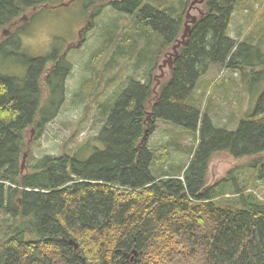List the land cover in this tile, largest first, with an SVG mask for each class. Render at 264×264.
<instances>
[{
	"label": "trees",
	"instance_id": "1",
	"mask_svg": "<svg viewBox=\"0 0 264 264\" xmlns=\"http://www.w3.org/2000/svg\"><path fill=\"white\" fill-rule=\"evenodd\" d=\"M238 1L206 2V15L192 26L156 94L157 59L183 35L185 11L174 16L143 0H113V9L135 15L139 26L158 38L154 50L152 43L143 48L153 60L146 78L130 81L107 113L96 145L85 144L73 155L45 156L31 172L21 165L25 132L34 127L40 134L57 118L72 65L54 51L31 58L22 80L0 75V212L13 222L0 243V264H132L134 251L140 254L137 264H264V198L241 186L237 168L213 185L208 180L218 153L236 159L264 154V92L234 131L217 128L196 94L214 65L264 82V39L251 45L228 35ZM43 4L0 0V31ZM99 9L93 18L101 15ZM158 121L199 139L186 167L160 177L152 167L168 155L150 149L149 138L142 142ZM87 152L92 154L85 159ZM260 180L264 167L253 186ZM228 184L235 189L232 196Z\"/></svg>",
	"mask_w": 264,
	"mask_h": 264
},
{
	"label": "rangeland",
	"instance_id": "2",
	"mask_svg": "<svg viewBox=\"0 0 264 264\" xmlns=\"http://www.w3.org/2000/svg\"><path fill=\"white\" fill-rule=\"evenodd\" d=\"M34 1H46L49 7L37 6L14 25L0 31V75L22 80L31 58L46 57L54 51L65 55L72 71L66 83V101L57 118L40 134L34 127L25 132L26 146L21 157L24 173L31 172V167L45 156L73 155L85 144L96 145V138L108 119L107 113L112 111L130 81L146 78L153 60L150 55L146 56L143 48L150 47V43L153 50L154 45L158 46V38L139 26L135 15L120 13L110 6L113 0H75L68 6L63 4L71 0ZM143 1L160 9L164 7L174 16L185 11V22L188 9L195 0ZM206 2L196 5L190 16L198 21L204 17ZM99 8H102L101 15L93 18ZM228 35L238 43L256 45L261 42V38L264 39V0H239ZM135 40L138 43H134ZM260 49L264 52V42ZM170 52L173 49L166 53ZM166 53L157 59L159 67ZM159 67L153 76V89L158 85L156 94L170 77L168 67L162 71ZM241 73L214 65L197 86L202 111L210 116L217 128L236 130L240 121L256 110L264 92V82L256 84L244 79ZM148 138L150 149L168 155L165 163L152 167L154 175L159 177L172 169L178 171L186 167L199 142L194 132L163 121L156 123V131ZM91 154L87 152L85 159ZM263 167L264 154L236 159L227 152L218 153L209 166V184L219 182L237 168L241 186L257 191L264 198V180L257 181L256 186L252 182ZM226 190L229 196L235 192L231 184ZM12 224V219L0 212V243L9 237Z\"/></svg>",
	"mask_w": 264,
	"mask_h": 264
},
{
	"label": "water",
	"instance_id": "3",
	"mask_svg": "<svg viewBox=\"0 0 264 264\" xmlns=\"http://www.w3.org/2000/svg\"><path fill=\"white\" fill-rule=\"evenodd\" d=\"M74 1L75 0H71L69 3L63 4V6H68V5L72 4ZM206 1L207 0H195V1L192 2L190 8L188 9L187 21L184 22L185 30L183 32V35L177 41L176 46L173 48V52L172 53L170 52V53L166 54L165 60L163 61V63L159 67L160 71H162L164 68H167V67L169 68V70L173 69V60L179 56V49L182 46H186L188 44L189 36H190V34L192 32V26L195 25L198 22V19L194 18V17H191L190 13H191V11L193 10V8L196 5H202ZM87 28H88V26L86 27V29ZM161 76H163V74ZM157 87H158V85L155 87L154 92H156ZM148 136H149V131L146 132L145 137H144V139L142 141L143 143L148 140ZM26 157L27 156H25L24 159H26ZM22 170H24V164L22 166ZM71 244L75 245V242L71 241ZM75 248L78 249L79 246L76 244ZM132 255L133 256H130L132 264H137V260H138V257H139L140 254L137 251H134Z\"/></svg>",
	"mask_w": 264,
	"mask_h": 264
},
{
	"label": "flooded vegetation",
	"instance_id": "4",
	"mask_svg": "<svg viewBox=\"0 0 264 264\" xmlns=\"http://www.w3.org/2000/svg\"><path fill=\"white\" fill-rule=\"evenodd\" d=\"M88 23H90V22H88ZM86 30H84V31H80V33H79V35H81L82 33H84ZM80 45V44H79ZM71 49V47H69V49L68 50H70Z\"/></svg>",
	"mask_w": 264,
	"mask_h": 264
}]
</instances>
